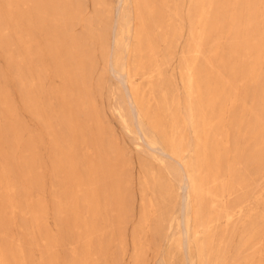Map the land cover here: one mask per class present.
<instances>
[{"label":"rangeland","instance_id":"rangeland-1","mask_svg":"<svg viewBox=\"0 0 264 264\" xmlns=\"http://www.w3.org/2000/svg\"><path fill=\"white\" fill-rule=\"evenodd\" d=\"M118 8L0 0V264H264V0Z\"/></svg>","mask_w":264,"mask_h":264},{"label":"bare ground","instance_id":"bare-ground-1","mask_svg":"<svg viewBox=\"0 0 264 264\" xmlns=\"http://www.w3.org/2000/svg\"><path fill=\"white\" fill-rule=\"evenodd\" d=\"M127 0H118V5H119V10L117 13V18L120 19L122 17L121 15V9H123V5ZM131 23H128V34H131L132 29L130 27ZM126 33V32H125ZM128 57H129V48L128 45L124 48L122 51L121 55L118 56L116 63H114L112 67V72L115 76H117L120 81L123 83V85L126 86V92H127V97L130 101V107L131 110L138 119L141 117V111L135 102L132 90L129 86L128 82ZM135 118V117H134ZM137 120V118H136ZM138 127L140 131L142 132V139L146 140L148 137L146 133L143 131V127L141 124H138ZM152 149H159L163 152L164 156L170 157L176 164L177 172L180 175L181 178V189L184 190L185 196H184V201H183V208H182V215H181V223L184 227V238L185 241L189 239V228H190V221L192 218L197 216V213L193 210V203H194V195L192 198V194L194 191V178L193 175L190 173L189 168L187 164L184 163V159L182 156V153L173 151L172 153H168L165 151L163 148H161L157 142H153L152 144H149ZM185 155V154H183ZM174 170V169H173ZM196 192V191H195Z\"/></svg>","mask_w":264,"mask_h":264}]
</instances>
